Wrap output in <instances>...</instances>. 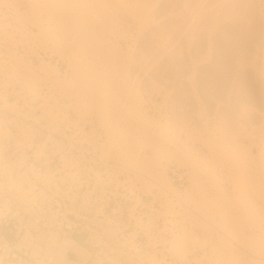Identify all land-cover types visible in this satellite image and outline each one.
<instances>
[{
    "label": "rangeland",
    "instance_id": "1",
    "mask_svg": "<svg viewBox=\"0 0 264 264\" xmlns=\"http://www.w3.org/2000/svg\"><path fill=\"white\" fill-rule=\"evenodd\" d=\"M199 2L202 0H0V43L5 42L12 48L24 45L30 56L42 61L40 67L32 68L22 55L18 56L16 50H13L10 53L13 61L0 63L3 88L19 85L23 93L18 95L15 103L3 96V109L7 111V115H2L4 119L0 122V142L13 138L16 132L20 135L23 133L22 137H26L24 130L35 128L43 136L42 141H45L46 146L47 143L59 145L60 136L65 135L64 123L68 120L65 115L78 118L77 121L69 119L80 129V133L75 135H80L81 141H93L96 144L102 142L100 151L115 162L113 171L111 170L113 175L117 177L127 174L126 183L145 194L159 190L164 198L165 209L167 208L164 215L171 214L175 223L182 224L178 235L173 236L171 241L161 242L162 248L153 257L157 260V255H162L157 263L170 264L165 256L167 251L181 259L200 251L197 257L199 264H264V167L260 156L264 147V0H237L241 5H238V12L235 9L237 14L233 11L236 0H203L204 6ZM219 10L221 15L218 14ZM229 10L231 13L235 12L234 15L228 12L230 18L226 13ZM193 14L195 16L190 17ZM177 16L181 20L176 21L179 24L175 22ZM182 16L188 17L186 19ZM191 18L195 21L194 24L192 20V27ZM184 19L187 21L185 26ZM179 21L183 22L182 25ZM229 21L234 24H228ZM173 23L180 28L184 27V32L182 28L175 25L173 27L180 29V32L176 30L180 38L175 36ZM187 25L191 30L186 31L189 29ZM230 25L237 29L231 30ZM166 36L171 37L167 38L171 43L164 42L167 40ZM181 36L185 41L176 40L181 39ZM146 39L153 41L152 44ZM156 39L165 45L154 42ZM146 42H149L147 46L152 47H144L142 44ZM156 44L157 47L163 46L162 51L163 48L166 52L169 51L165 53L164 50L162 54L171 58L164 57L166 55L163 54L162 59H158L161 62L155 63L150 69L162 68L153 69L152 72L163 73L162 69L169 67L166 62L178 64L175 66H180V69L182 65V74L187 70L190 73L187 78H183L181 74L183 83L190 84L193 88L190 87L191 90L196 92V88H200V99L199 94H195V97L193 95L195 101L209 103L206 111H215L218 118L220 115L216 110L226 106L223 101L230 102L231 106L233 104L232 110L222 116L223 124L218 125L221 133L217 126L219 132L212 137L205 131H199L200 136L196 130L197 135H192L193 139H189L193 144L198 141L200 144L204 143L211 160L196 156L193 149H186L185 146L180 151V147H177L178 150L168 147L170 133H188L178 124H173L171 129L167 123H154L149 118L145 119L146 114L142 111L144 99L139 94L135 95L139 99L141 110L140 113L133 112L132 107L136 101L134 96L130 95L129 100L128 95H124L125 86L131 89L132 65H136L133 53L140 56L146 50H141L139 45L150 51ZM41 52L50 56L51 62L42 60ZM172 55L175 59H172ZM175 60L178 61L174 62ZM185 65L189 66L187 70ZM94 77L103 83H110L109 98L114 102L111 109L101 108L99 103L103 98L95 92L98 87L92 83L96 81ZM16 79L19 81H15ZM93 85L96 86L95 90ZM46 90L45 104L40 106L42 93ZM30 103L35 109L32 114H27L26 106ZM204 113L206 112L198 113L200 118L205 119ZM86 119H94L96 125L86 129L80 126ZM126 120L134 124L138 121L157 130L168 126L161 133L163 146L169 151V156L156 169L141 164L146 156L152 155L149 147L136 146L139 154L137 162L122 151L118 152L121 146L116 145L117 141H113L111 135L117 128L123 129ZM249 121L258 125L256 131L248 132L247 128H243L244 123ZM36 126L41 130L38 131ZM199 136H205L203 138L206 140L198 139ZM225 138H228L227 142ZM235 141L245 142L246 146H238L237 143L234 144ZM228 143L230 147L227 146ZM206 162H215L217 168L214 164L210 166L215 169L207 164L206 170ZM173 163L189 171L190 184L183 191L174 189L168 177V166ZM218 167L223 169L224 184L218 179L221 177L218 176ZM160 171L166 174L165 179L160 176ZM36 177L39 178L38 175ZM224 178L229 180V185ZM241 179L248 184L244 181L247 185L242 186ZM27 184H31V190L22 193ZM14 188L20 189L14 198L20 199L23 204L27 205L36 199L30 196L36 189V184L27 177H20L14 183ZM166 191L167 194L164 193ZM173 193L185 205L177 203L174 197L170 199L168 194ZM175 207L179 209L175 210ZM56 236L51 235L50 238V245L56 250L55 255L58 249ZM64 238L82 242L85 236L74 233L59 236L58 239ZM27 241L31 242L29 238ZM61 243L67 242L61 240ZM85 260L82 257L81 264H86ZM61 262L59 257L54 256L53 264Z\"/></svg>",
    "mask_w": 264,
    "mask_h": 264
},
{
    "label": "built area",
    "instance_id": "2",
    "mask_svg": "<svg viewBox=\"0 0 264 264\" xmlns=\"http://www.w3.org/2000/svg\"><path fill=\"white\" fill-rule=\"evenodd\" d=\"M13 50H16L18 56L22 55L27 64L33 67L42 65L38 57L28 54L26 46L12 48L5 42L0 43V63L13 61L10 54ZM40 57L51 62V57L45 53L41 52ZM2 81L3 76H0V122L4 119L2 115L7 113L3 109V96L15 103L18 95H23L19 85L4 89ZM42 94L40 106L45 104L47 90ZM142 96L144 107L153 119L165 120L166 116L176 112L181 116L177 120L186 122L188 129L185 131L188 134L197 135L194 129L196 117L192 113H208L203 103L196 102L193 95L189 97L197 108L193 109L188 104L183 106L185 109L177 107L174 110L158 93ZM151 104L155 107H150ZM26 108V113L32 114L35 106L30 103ZM216 116L215 111H212L210 120L203 119L208 122L205 130L208 135L213 136L217 132ZM65 117L68 119L64 123L65 135L60 136L59 145L47 143L46 146L45 141H42L43 136L35 128L24 130L26 137L15 131L13 138L0 142V208L5 214L0 220V264H39L40 261L53 264V256L47 255L50 238L39 241L41 232L49 236L56 232L60 237L74 233L84 235L83 243L87 248L95 250L94 255L88 259L89 264H165L157 263L162 255H157L158 259L154 260V253L162 248V241H171L173 235L180 232L182 224L175 223L171 214L164 215L167 208L160 191L155 189L145 194L126 183L127 174L117 177L113 175L112 166L115 162L99 149L102 142L96 144L79 140L80 135L75 133H80V129L69 120L77 121L78 118ZM95 125L94 119L80 123L85 129ZM36 128L41 130L40 127ZM169 146H187L199 157L207 159L210 156L206 147L190 142L186 133L177 141H170ZM167 170L178 191L189 186L187 169L173 163ZM217 171L219 176L224 174L221 167ZM20 177H27L36 184V189L30 195L36 199L27 205L14 198L20 190L14 188V183ZM23 190L22 193L31 190V184H27ZM169 197L177 199L172 194ZM177 200L185 205L180 199ZM178 209L175 207V210ZM27 232L31 233V242L24 240ZM200 253L196 251L181 259L167 251L165 256L170 264H199L197 257ZM76 259V254L68 258L69 262Z\"/></svg>",
    "mask_w": 264,
    "mask_h": 264
},
{
    "label": "bare ground",
    "instance_id": "3",
    "mask_svg": "<svg viewBox=\"0 0 264 264\" xmlns=\"http://www.w3.org/2000/svg\"><path fill=\"white\" fill-rule=\"evenodd\" d=\"M200 1V0H199ZM202 2H203V0H202ZM201 2V3H202ZM205 2V1H204ZM203 2V3H204ZM236 2H237V0H236ZM198 3V2H197ZM200 3V2H199ZM201 3H200V5H201ZM203 3H202V5L201 6H204L203 5ZM234 4H236L235 2H234ZM233 4V5H234ZM200 5H199V7H200ZM232 5V6H233ZM236 5H237V8H236ZM236 5H234L235 6V8H234V10L233 11H235V9H237L236 11L238 12L240 9L238 8V5L239 6H241L240 5V3L238 4V2H237V4ZM197 8H198V4H197ZM201 8V7H200ZM199 8V9H200ZM233 8H231V9H233ZM202 9H204V8H202ZM194 11H196L195 9H194ZM193 11V13H196V12H194ZM231 10H229V11H227L226 13L228 14L227 16L229 17V13L228 12H230ZM235 11V12H236ZM180 12V11H179ZM199 12V11H198ZM200 12H201V9H200ZM235 12H233V13H231V14H233L234 15V13ZM237 12H236V14H237ZM178 13V12H177ZM225 13V14H226ZM219 15H221L220 14V10H219V13H218ZM236 14H235V16H236ZM176 15H179V14H176ZM175 15V16H176ZM189 15V14H188ZM216 15V14H215ZM233 15H230L231 17L233 16ZM180 16V15H179ZM195 16V14H193V16L191 15L190 17H194ZM218 16V15H217ZM223 16H224V13H223ZM234 16V17H235ZM182 17H184V16H182ZM187 17L188 16H185L184 18H186L187 19ZM225 17V16H224ZM227 17V18H228ZM238 17V16H237ZM177 20H175V22L176 21H178V19L180 20V17L178 18V16L177 17H175ZM219 18V17H218ZM221 18V17H220ZM219 18V19H220ZM226 18V19H227ZM230 18V17H229ZM182 20H183V18H181ZM186 19H184V25L183 26H185V23L187 22V21H185ZM190 19V18H189ZM195 19H197L196 17L194 18V20ZM218 19V20H219ZM222 19H225V18H222ZM225 19V20H226ZM233 19V18H232ZM192 18H191V23H192ZM193 20V23L196 21H194ZM181 21V20H180ZM179 21V22H180ZM190 21V20H189ZM188 21V22H189ZM234 21H235V19H234ZM125 22V21H124ZM177 23V22H176ZM181 23V22H180ZM183 23V22H182ZM182 23L180 24V25H182ZM192 23V25H190V27H192L194 24ZM234 24V23H232V21L230 22L229 21V23L228 24ZM236 23V22H235ZM124 24V23H123ZM177 24H179V23H177ZM175 24L173 23V26H172V28L173 27H175L174 26ZM189 25H187L186 27H188ZM227 26V25H226ZM233 26H237V25H233ZM176 27H178V28H180V26L179 25H177ZM190 27H188L189 29H187L186 31H188V30H191V28ZM230 28H231V25L229 26ZM182 28V30H183V32H184V27H181ZM180 28V29H181ZM226 28H228V27H226ZM171 29V28H170ZM169 29V30H170ZM174 29V31L176 32V30H177V32L180 30V29H175V28H173ZM233 29H237V27L236 28H231V30H233ZM169 30H167L168 32H169ZM172 30V29H171ZM181 30V31H182ZM123 32V31H122ZM172 32H173V30H172ZM177 32H176V37H179L180 38V36H178L179 35V33H178V35H177ZM180 32V31H179ZM183 32H181V33H183ZM234 32V31H233ZM188 33V32H187ZM169 34H170V32H169ZM168 34V35H169ZM173 35H174V33H172ZM184 34V33H183ZM183 34H180V35H182L183 36ZM189 34V33H188ZM190 34H191V32H190ZM172 35V36H173ZM171 36V35H170ZM175 36H173L174 38H175ZM182 36H181V39H179V38H176V40L178 39V40H181V41H185L184 39L182 40ZM188 36V35H187ZM190 36V35H189ZM154 37V36H153ZM185 37V36H184ZM145 38V37H144ZM167 38H171V37H167L166 36V38L165 39H167ZM153 39V38H152ZM151 39V40H152ZM185 39H186V37H185ZM147 41H149L150 42V40H148V39H146ZM155 40V39H154ZM164 40V39H163ZM163 40H161V41H163ZM177 40V41H178ZM142 41H145V40H142ZM167 41V42H166ZM164 40V42L167 44L168 43V41L170 42V40ZM173 41H175V40H173ZM186 41H187V39H186ZM149 42L147 43L146 42V44H142L144 47H145V45L147 46V44H149ZM153 42V41H152ZM152 42H150L151 44H152ZM154 42H160V41H158L157 39H156V41H154ZM176 42V41H175ZM161 43H163V42H160V44ZM171 43V42H170ZM179 43V42H178ZM178 43H177V45H178ZM153 44H155V43H153ZM161 45H165L164 43L163 44H161ZM161 45H160V47H157V44H156V46H155V48H152V50H150V51H148V49L149 48H151L152 47V45H151V47H149V46H147V47H149V48H145L144 49V47H141L140 45H139V48H141V50H146L143 54H141L140 56H138L137 54H136V52L135 53H133L134 54V56L133 57H135V60H134V58H133V60L135 61V63H136V65L134 64V61H131V63L133 62V64L134 65H132L131 63V65H132V67L134 66V68L132 69V71H131V78H130V85H131V89L129 88V89H127L126 87H128V86H125V88H124V95H128V99H129V97H131L130 95H132V97L134 96V98H135V104H133V107H132V110H133V112H135V113H140V104H139V99L137 98V96L135 95V94H139V95H154V94H156V93H158L159 95H162L163 97H164V100H165V102H166V104L168 105V104H170L171 105V109L172 110H174L175 108H177V107H183V106H186V105H188V104H190V106L193 108V109H195V108H197L196 107V103L195 102H193V100L189 97V95H194V97H195V94H199L198 95V97L201 95L200 94V88H199V86L196 88V90H197V92L196 91H194V90H191V88H192V86H189L190 84H188V83H183V81H182V77L184 78H187V77H190V73H189V70H187L188 69V65H185V70H187V71H185L183 74H182V72L184 71V70H182L181 71V69L183 68L182 67V65H181V61L179 60V65H181V69L180 68H178V67H180V66H175V65H178V64H172L171 65V62H166V63H169L168 64V68L166 67V68H164V69H162L163 70V73H161V74H159V73H156V72H152L151 70H153V69H150V68H152V67H154L155 66V63H160L159 61H158V59H160V57H161V59H162V57H163V54H162V52L165 50L164 48H163V51L161 50L162 49V47H161ZM138 47V46H137ZM171 47V46H170ZM169 47V48H170ZM168 47L166 46V49H167ZM175 48H176V46H175ZM211 48V47H210ZM168 50V49H167ZM178 50V49H177ZM153 53H152V52ZM179 51V50H178ZM177 51V52H178ZM133 52V51H132ZM165 53H167V52H169V51H167L166 52V50L164 51ZM172 53V52H171ZM170 53V54H171ZM155 55H157V56H154ZM164 55H166V54H164ZM175 55V54H174ZM131 56H132V53H131ZM173 56V55H172ZM176 56V55H175ZM159 57V58H158ZM164 57H168V58H171L170 56H164ZM167 58V59H168ZM160 59V60H161ZM165 60H166V58H164ZM172 59H175V57L173 56L172 57ZM172 59H171V61H172ZM176 59H179V58H177L176 57ZM131 60H132V58H131ZM158 61V62H157ZM163 62H164V60H162ZM167 61H170V60H167ZM178 61V60H177ZM176 60L174 61V62H177ZM130 62V61H129ZM173 62V61H172ZM162 64H164V63H162ZM29 65V64H28ZM129 65V64H128ZM162 66V65H161ZM32 68H35V67H33V65H32ZM162 67H160V68H156V69H154V70H160ZM131 70V69H130ZM130 72V71H129ZM188 73V74H187ZM129 74V73H128ZM181 74H182V77H180L181 76ZM264 74V73H263ZM263 74L261 75V76H263ZM128 77H130V76H128ZM94 79H95V77H94ZM93 78H92V80L91 81H93L94 80ZM96 81H94V82H92L93 84H95V85H97V87L98 88H96V90H95V87H94V85H93V89L95 90V92L99 95H101L100 97H102L103 98V101H101L99 104L101 105V108L102 109H107V108H110L111 109V105L112 104H114V102H111V99L109 98V94H110V87H111V85H110V83L109 82H106V83H103V82H101V81H99V80H97V79H95ZM90 81V82H91ZM129 82V81H128ZM92 83L90 84V85H92ZM197 83V82H196ZM197 85H199V83L197 84ZM191 87V88H190ZM226 86H224V88H225ZM227 88V87H226ZM98 89V90H97ZM193 89V88H192ZM224 90V89H223ZM131 91H133L134 93L132 94V92ZM194 91V92H193ZM103 95V96H102ZM108 95V96H107ZM221 95H222V93H221ZM143 97V96H142ZM156 97V96H155ZM127 99V100H128ZM149 99L151 100L152 99V97H149ZM198 99V98H197ZM199 99H200V97H199ZM8 100V99H7ZM130 100V99H129ZM141 100V99H140ZM9 101V100H8ZM199 101H201V100H199ZM9 102H11V101H9ZM203 102V106L205 107V109H206V106H210V104L209 103H207L206 101H202ZM202 102H200V103H202ZM228 101H226V102H224L223 101V103L226 105V106H224L222 109L221 108H219L217 111H218V113H219V115H220V117L218 118V116L216 117V121H217V126L218 125H220L221 126V124H223L221 121H223V118H222V116H225V114L227 115L228 113H229V111H231L232 110V108H233V104H232V106H231V104H230V102H228ZM154 103V102H153ZM214 104H218L217 102H214ZM221 105V104H220ZM150 107H155L154 106V104H151L150 105ZM225 108H231V109H225ZM183 109H185V107H183ZM207 110V109H206ZM142 111H144V113L146 114V118L145 119H147V118H149V120H151L152 122L154 121V123H158V122H161V123H167V124H169L168 126H169V128H171L172 129V126L174 127V125L175 124H178L179 126H180V128L181 127H183L182 129H184V131L185 130H187L188 129V127L187 126H185L186 125V122H180V121H178L177 120V117H181L180 116V114H178V113H173L172 114V116H166L164 119L165 120H155V119H153L152 118V114L151 113H149L148 112V110L144 107V110H142ZM208 111V110H207ZM210 112H212V111H209L208 113H204L205 115H206V117L205 118H207L208 119V117H210ZM201 113V112H198V111H194L192 114H193V116L194 117H196V123H195V125H194V129L195 130H198V132L199 131H205L206 129H207V127H208V122H205L206 120H203L202 118H200V116H199V114ZM145 115H143V117H144ZM150 121V122H151ZM155 121H157V122H155ZM221 122V123H220ZM174 124V125H173ZM205 124H206V126H205ZM234 124H236V123H234ZM237 125V124H236ZM168 126H167V128H168ZM220 126H218V130L220 131ZM258 125L254 122V121H249V123L248 122H246V123H244V125H243V128H247V131L248 132H251V131H254L255 129H256V127H257ZM164 127V126H163ZM238 127V126H237ZM240 127V126H239ZM242 127V126H241ZM166 128V127H165ZM165 128H163V129H165ZM167 128L165 129V130H167ZM162 129V130H163ZM160 128L157 130V129H152L150 126H146L145 124H141V123H139L138 121H136V124H134V123H132L130 120H126V122H125V126H124V128L122 129H120V128H117L116 130H114V132L112 133V135H111V138H112V140L113 141H117V144L116 145H119V146H121V150L119 151L118 150V152L120 153L121 151L126 155V156H129L131 159L133 158V161H135L136 160V162H137V160H139V158H138V151H137V147L139 146V148H141V147H149V149H151V151H152V155H149V156H146L142 161H141V164H142V166H144V167H147V168H157V167H159L160 165H161V163H162V161L163 160H165V159H167L168 158V156H169V151L168 150H166L165 149V147L163 146V134L161 133V131H162ZM164 130V131H165ZM217 130V132H219ZM222 131H224V129L222 128ZM256 131V130H255ZM166 132V131H165ZM206 132V131H205ZM185 132H183L182 133V136H183V134H184ZM195 133H197V132H195ZM219 133H221V131L219 132ZM218 133V134H219ZM203 134V133H202ZM189 135H191V138L189 137V139L191 140V139H193L192 137H194V136H192V135H194V134H188L187 136H189ZM198 135H200V132H199V134ZM178 136V137H177ZM180 136H181V134H172V133H170V136H169V143H170V141H173V142H175V141H177V138H180ZM201 136V135H200ZM199 136V137H200ZM207 136V135H206ZM211 135H209V137H210ZM220 136V135H219ZM197 137V136H196ZM194 138V139H197V138ZM203 137H205V136H202V138ZM212 137V136H211ZM230 138H231V136H229ZM201 137L200 138H198V139H202ZM208 138V137H207ZM235 138V137H234ZM204 139L205 138H203V141H204ZM232 139V138H231ZM167 140V141H168ZM206 140V139H205ZM225 140H226V138H225ZM203 141L201 140V142L203 143ZM208 141V140H207ZM207 141H205L206 143H209V142H207ZM217 141H219V140H217ZM222 141H224V140H222ZM221 141V142H222ZM228 141V138H227V140H226V142ZM231 142H232V140H230ZM220 142V143H221ZM225 142V141H224ZM230 142V143H231ZM169 143L167 144L168 145V147H169ZM196 143V142H195ZM198 143H199V141H198ZM212 143V142H211ZM237 143V141H235V143L234 144H236ZM204 144V143H203ZM202 144V145H203ZM222 144V143H221ZM238 144V146H239V144H241V146H246V144H245V142H240V143H237ZM236 144V145H237ZM107 145V144H106ZM112 145V144H111ZM205 145V144H204ZM203 145V146H204ZM216 145H217V143H216ZM225 146H226V144H224ZM224 145H222V146H224ZM232 145V144H231ZM137 146V147H136ZM213 146H214V144H213ZM221 146V145H220ZM228 147H230L229 146V143H228V145H227ZM111 147V146H110ZM186 147V149H192V148H189V147H187V146H185ZM204 147H206V145L204 146ZM219 147V146H218ZM175 148H176V150H178L179 148H177V146H175ZM181 148V147H180ZM172 150H175V149H172ZM180 150H182V148L181 149H179V151ZM186 152V151H185ZM194 153V152H193ZM197 156V155H196ZM260 156H261V159H262V161H263V164H262V166L264 167V147H263V149L261 150V153H260ZM108 157V156H107ZM109 158V157H108ZM110 159V158H109ZM206 159V158H205ZM211 160L212 158H211V155L210 156H208L207 157V160ZM207 164L210 166V164L211 163H208V162H206V170H207ZM214 164V166L216 165L215 164V162H213L211 165H213ZM218 166V165H217ZM210 167H212L213 169H215L213 166H210ZM210 167H208L209 168V171H211V172H213L212 170H210ZM216 167V166H215ZM217 168V167H216ZM218 168H220V167H218ZM189 172V171H188ZM159 174H160V176L163 178V179H165L166 178V174L164 173V172H162V171H160L159 172ZM167 174H168V172H167ZM214 174H215V172H214ZM133 175H134V172H133ZM216 175V174H215ZM214 175V176H215ZM214 176H213V178H214ZM217 176V175H216ZM215 176V177H216ZM219 176V175H218ZM223 176V175H222ZM222 176L220 177V178H218V179H220V181L222 182ZM168 177H169V175H168ZM217 178V177H216ZM225 178H227V177H225ZM224 178V179H225ZM169 179H170V177H169ZM196 179V178H195ZM197 180V179H196ZM226 180V179H225ZM170 181H171V179H170ZM227 182H228V185H229V180L227 179L226 180ZM226 181H225V184H226ZM241 182H243V185H242V183H240L239 185H242V186H244V185H247L248 183L246 182V180H243V179H241L240 180ZM244 181H245V183H247V184H245L244 183ZM197 182V181H196ZM195 182V183H196ZM223 182H224V180H223ZM222 182V183H223ZM171 183H172V181H171ZM198 183V185H199V182H197ZM196 183V184H197ZM220 183V182H219ZM224 184V183H223ZM222 184V185H223ZM227 185V188L229 187ZM172 186H173V188L174 189H177V188H175V186L173 185V183H172ZM200 186V185H199ZM231 186V185H230ZM224 187V186H223ZM163 188V187H162ZM162 188H160V189H162ZM226 187H224V189H225ZM228 190V189H227ZM165 194H167L168 192L166 191V192H164ZM222 194H223V192H221ZM169 195V194H168ZM172 195H174V193L172 194ZM163 196V195H162ZM174 196H176V195H174ZM222 196V195H221ZM223 197V196H222ZM179 198V197H178ZM177 198V199H178ZM168 199V198H167ZM171 199V198H170ZM176 199V201H177V203L179 202L178 200ZM181 201V200H180ZM5 214L3 213V211H2V209L0 208V220H1V218L4 216ZM166 216V215H165ZM179 234V233H178ZM178 234H174L173 236H176V235H178ZM51 235H53V236H56V240H57V244H58V249H57V255H55L56 254V250H55V248L52 246V245H48V249H47V255H49V256H53V260H54V256H55V258H57V257H59V258H61L62 259V261H64L65 262V264H81V260H82V257H84L86 260V264H89L88 263V259L92 256V255H94V253H95V250H93V248H87L86 247V244L85 243H83V241H82V246H81V244H79L78 243V241H76L75 239H73V238H64V239H58L59 238V234L58 233H56V232H52L51 234H50V236L49 235H47L46 234V232H41L40 234H39V236H38V239H39V241L40 240H42V241H46V239L49 237V238H51ZM27 238H31V233L30 232H27L26 233V235H25V238H24V240L25 241H27ZM48 238V239H49ZM173 238V237H172ZM61 240H65L67 243H69V244H67V243H61ZM28 242H30V241H28ZM70 245H74V246H70ZM77 247V248H76ZM74 250V251H76V253H71V252H69L70 250ZM160 249V248H159ZM69 252V253H68ZM79 252V253H78ZM72 254H76L77 255V259L75 260V261H73V262H68L69 260H68V258H71V255ZM68 256V258H67V256ZM67 260V261H66ZM72 260V259H71ZM42 262L44 263V264H48V263H45V261H40L39 262V264H42ZM12 264V263H11ZM82 264H84V263H82ZM242 264V263H241Z\"/></svg>",
    "mask_w": 264,
    "mask_h": 264
},
{
    "label": "crops",
    "instance_id": "4",
    "mask_svg": "<svg viewBox=\"0 0 264 264\" xmlns=\"http://www.w3.org/2000/svg\"><path fill=\"white\" fill-rule=\"evenodd\" d=\"M78 243L81 244V246H82V242H81V241H80V242L78 241ZM70 252H71V253H76V251H74V250H72V249L70 250ZM60 260L62 261L61 258H60ZM61 264H65V262L62 261Z\"/></svg>",
    "mask_w": 264,
    "mask_h": 264
}]
</instances>
